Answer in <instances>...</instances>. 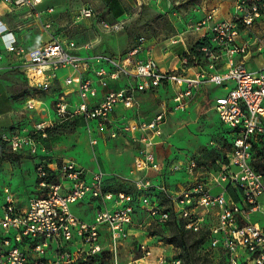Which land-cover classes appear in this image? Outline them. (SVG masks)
Segmentation results:
<instances>
[{"label": "built area", "instance_id": "1", "mask_svg": "<svg viewBox=\"0 0 264 264\" xmlns=\"http://www.w3.org/2000/svg\"><path fill=\"white\" fill-rule=\"evenodd\" d=\"M4 1L11 10L28 8L27 18H42L37 8L43 0ZM126 1L137 9L153 0ZM94 17L92 7L81 11L82 19ZM126 17L99 18L98 23L107 32H117ZM259 22H264V0H235L227 19H217L215 11L207 13L197 29L204 31L202 37L210 46L201 49L200 57H184L181 68L170 71L160 68L144 38L127 54L115 57L94 54L90 44L81 46L52 33L50 41L26 50L13 33L4 34L0 64L5 53L19 56L29 88L58 93L54 122L36 125L30 135L16 132L4 138L14 152L36 155L35 136H46L48 128L72 119L86 122L90 133L94 125L113 139L128 135L138 148L130 176H108L102 169L90 170L70 160L59 168L39 165L37 175L41 187L48 188L46 194L28 199L21 208L9 197L0 210V264H122V251L131 238L142 256L127 264H184L177 251L169 254L167 246L175 249L174 245L153 244L156 233L146 231L156 227L167 232L174 222L192 234H204V252L220 250L224 264H264V221L250 219L252 214L264 217V173L255 166L264 152V59L251 65L257 56L264 57V36L240 42ZM44 28L51 29V24ZM220 58L227 60L223 70L216 68ZM188 68L196 73L188 75ZM122 78L132 83L100 100V89ZM205 87H222L226 92L212 97L213 110L231 132L226 160L210 169L186 154L163 160L157 148L165 145L168 115L186 112ZM160 89L172 93L173 104L163 103L159 114L147 120L138 112L139 94ZM26 107L51 116L33 100ZM120 107L135 114L116 122L113 115ZM178 174L184 175L183 181L170 182L169 177ZM50 178L58 182L49 184ZM229 188L236 190L238 199ZM87 198L95 203L91 222L72 211Z\"/></svg>", "mask_w": 264, "mask_h": 264}, {"label": "rangeland", "instance_id": "2", "mask_svg": "<svg viewBox=\"0 0 264 264\" xmlns=\"http://www.w3.org/2000/svg\"><path fill=\"white\" fill-rule=\"evenodd\" d=\"M112 1L123 2L127 13L123 28L117 32H107L98 23L99 18L110 21L113 19L111 16L123 11L118 3L111 4ZM219 1L153 0L149 5L133 9L124 0H47L44 7L49 4L55 7L56 35L68 36L81 45L91 44L98 54L121 57L144 38L147 40L146 44L152 46L157 62L162 63L166 60L177 66L178 59L182 64L183 58L189 54L192 56V48L203 39V31L197 29L198 23L207 13L217 9ZM226 1L225 8L231 10L235 0ZM85 6L92 7L97 17L82 19L81 11ZM257 36H264V22L255 24L244 33L240 42H252ZM19 58L13 54H3L0 64V137L3 140L16 132L30 135L36 130V125L46 120L54 122L53 102L57 100L58 93H55V90L40 92L29 88L18 65ZM256 59L251 61V65L257 66L264 57L257 56ZM226 63V58H220L216 68L223 70ZM180 64L177 67L181 66ZM202 93L204 94H197L186 112L171 116L168 125L163 129L165 145L157 148L163 160H177L179 156L186 154L210 169L226 158L229 150L222 135L225 126L212 109V97L221 96L225 92L222 87H215L214 90L212 87H206ZM155 98L150 96L142 101L143 106L139 107V111L143 115L153 117L158 113L161 99ZM30 100L45 103L44 106L36 101V104L44 106L40 108L48 110L51 116L43 117L35 110L28 109L26 106ZM146 101H149L146 104H150L151 107L144 106ZM87 126V123L80 119H72L66 124H55L51 133H46V136H35L34 139L38 143L36 155L28 151L14 152L10 143L6 141L7 146L0 154V210L2 211L5 200L9 197L13 198L18 208H21L28 199L46 194L48 188L44 190L41 187L37 175V168L41 164L46 168L49 164L53 168L56 166L59 168L64 160H74L90 169L100 168L108 176H130L138 144L128 135H120L116 139L106 133L97 135L98 132L96 133L97 130L93 125L90 133L85 129ZM92 140H97V144L93 145ZM261 163L264 165V156ZM261 170L264 172V168ZM56 181L50 178L48 183H57ZM109 184H112V181ZM119 184L117 182L116 188ZM114 186L115 182L110 188L114 189ZM72 211L82 215L81 210L76 206L72 207ZM250 219L253 222L264 221V217L260 214H252ZM146 231L157 234L153 244L162 242L164 246L168 244L172 234V231L163 232L156 227ZM145 237L142 236V239L144 240ZM197 240L200 239L188 237V245H192ZM137 245L134 238L127 242L126 250L122 251V264H127L131 258L142 256ZM174 247L176 250L167 246L169 254L177 251L185 264H193L191 259L187 263V253L182 248ZM205 250L206 248L200 244L197 248L190 249V252L192 256L195 254L202 258L203 264H213V262L224 264L225 257L220 250L208 252L209 254L205 253Z\"/></svg>", "mask_w": 264, "mask_h": 264}, {"label": "crops", "instance_id": "3", "mask_svg": "<svg viewBox=\"0 0 264 264\" xmlns=\"http://www.w3.org/2000/svg\"><path fill=\"white\" fill-rule=\"evenodd\" d=\"M46 1L47 0H43V2L37 8L42 13V18H41V20H39L37 18H27V14L29 13L28 8L23 7V8H17L15 10H11V8L5 3L4 0H0V52L1 53L5 50V44L3 41L4 34L13 33L14 36L16 37V39L18 40L19 44L21 46H23L26 50H32V49L38 47L39 45H41L42 43L50 41L51 36L49 33L56 35L54 32V30H55V28H54V26H55V14H56L55 7H53L52 4H49V5L44 7V4ZM49 1H51V0H49ZM124 1H125V3H127L130 6V4L126 0H124ZM115 2L121 6V8H122L121 10H123V11L121 13H118L115 16H111V17H113V19H111L110 21H115L119 18H123L124 15H127L124 3L120 2V1H112L111 4H114ZM230 4H231V2H230ZM226 6H227L226 0H220L219 1L217 9L214 10L216 13L217 19H219V20L227 19L230 16V13L232 12V9H233V4H232L231 10L230 9L227 10L225 8ZM85 7H87V6H85ZM88 7H90V6H88ZM51 9L53 10L52 13L49 12V10H51ZM45 24H51V29L45 30V28H44ZM56 36L68 37V36H61V35H56ZM68 38H70V37H68ZM79 45H81V44H79ZM84 45H87V44H84ZM183 45L185 46L184 42H183ZM81 46H83V45H81ZM147 46L151 47L153 57L155 58V53L152 49V46H150V44ZM94 50H95V47L92 46L91 52L94 54H98ZM178 61L180 64V59H178ZM158 63H159L160 68L164 71H170V70H175V69L181 68V66L177 67L179 64H177V66H174L173 62L166 61V60L163 61L162 63L161 62H158ZM186 72L188 73V75L192 76L196 73V69L195 68H188L186 70ZM128 83H132V82L127 78H122L121 80L114 81V82L111 81L106 88L100 89V100L103 99V97L106 93H108L110 91H118L119 89L126 86V84H128ZM212 89L214 90L215 87H212ZM203 94L204 93L200 92V95H203ZM171 95H172V93L168 92V90H166V89H160L155 93L139 94V97H138V100L140 103L139 107L143 106L142 101L145 100V98H148L150 96H155L156 97L155 99H161V103H160L159 108H158L159 111H158V113L155 114V116H156L157 114H159L160 109H161V105L163 103H168L170 106L173 104L172 99H171ZM196 97H197V95H196ZM213 97H215V95ZM212 101H213V99H212ZM193 102H192V104H193ZM146 103H149V101L144 102V106H150L151 107L150 104L148 105ZM212 109H213V104H212ZM138 112L140 113L141 116H143L147 120H150V119L155 117V116L148 117L146 115H143L139 111V108H138ZM134 114H135L134 110L125 111L123 108L120 107L115 112V114L113 115V118L116 122H120L123 120H129L130 118L133 117ZM173 115L174 114L168 115L167 122H166V125L164 126V128H166V126L169 123L170 117ZM94 128H96V127L94 126ZM96 130H97L96 133L98 132L97 135H101L104 133L108 134V132L105 130H99L97 128H96ZM102 136H104V135H102ZM104 139H105V136H104ZM23 152L24 151L19 152V153H23ZM136 153H137V150H136ZM136 153H135V155H136ZM135 155H134V157H135ZM64 161H66V160H64ZM70 161H74V160H70ZM74 162L76 164H78L79 166L88 168L87 166L81 165L76 161H74ZM88 169H90V168H88ZM98 169H100V168H95V169H90V170L95 171ZM183 176L184 175L178 174L176 176L169 177V180H170V182L183 181V179H184ZM75 206H76V208H78L82 212L81 213L82 215H77V216H79L81 219H83L87 222H91L93 220V216H94V208L93 207L95 206V203L92 202V200L87 198L86 200H84L78 204L73 205V208Z\"/></svg>", "mask_w": 264, "mask_h": 264}, {"label": "trees", "instance_id": "4", "mask_svg": "<svg viewBox=\"0 0 264 264\" xmlns=\"http://www.w3.org/2000/svg\"><path fill=\"white\" fill-rule=\"evenodd\" d=\"M204 46H210V42H209L208 38L202 39L200 42H198L192 48V51H193L192 56L200 57L202 55L201 49ZM68 122H66V123H68ZM66 123H64V124H66ZM51 129H53V128H48L47 129V133H51ZM230 133L231 132L227 128H225V131L222 134L223 138H224V142L227 145L229 151H230V147H231V144H230L231 141L230 140H232L231 137L228 136ZM6 146H7L6 140H3L0 137V154L3 153V151L6 148ZM263 156H264V152H260V154H259L260 158L255 163L256 168L259 171H261V172H263L261 169L264 168V165L261 163V159H262ZM225 160H226V158L223 161H225ZM214 167L217 168V163H216V165ZM229 192H230L232 197H234L235 199H238V194L236 193V190H234L232 188H229ZM168 230L170 232L172 231V234H171V236L169 238L168 244H171V245L177 246L179 248H182L183 251L187 253V256H186V259H188L187 263H189L191 260H193V264L194 263L196 264L198 262H202V264H203L202 258H199V256H195V254H193V256H192V253L190 252V249L193 250L194 248H197L200 244L204 248V246L206 244V236L204 234L203 235H195V234H192V233H190L188 231H185L184 226H182L181 223H177V222H174V224L169 226ZM190 236H193V237L198 238L200 240H197V241L193 242L192 245H188V237H190ZM179 257L182 259L181 256H179ZM213 264H215V263L213 262Z\"/></svg>", "mask_w": 264, "mask_h": 264}, {"label": "bare ground", "instance_id": "5", "mask_svg": "<svg viewBox=\"0 0 264 264\" xmlns=\"http://www.w3.org/2000/svg\"><path fill=\"white\" fill-rule=\"evenodd\" d=\"M36 101H37L39 104H44V106H45V103H43L42 101H39V100H36ZM36 101L33 100V103H34L35 106H37V108L44 107V106H41V105H39V104H36ZM43 110H44V109H43ZM139 264H143L142 261H140Z\"/></svg>", "mask_w": 264, "mask_h": 264}]
</instances>
